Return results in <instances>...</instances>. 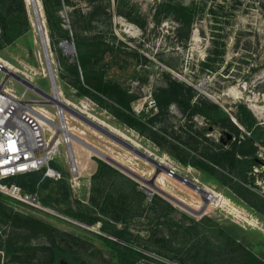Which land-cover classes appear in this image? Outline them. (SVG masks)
I'll return each mask as SVG.
<instances>
[{
    "label": "rangeland",
    "instance_id": "obj_1",
    "mask_svg": "<svg viewBox=\"0 0 264 264\" xmlns=\"http://www.w3.org/2000/svg\"><path fill=\"white\" fill-rule=\"evenodd\" d=\"M36 1L42 32L32 0H2L0 62H8L13 68L9 70L53 94L50 61L62 101L71 102L67 104L138 145L172 171L158 172L154 164L67 111L69 126L77 128L75 134L80 139L88 140L144 180L73 140L80 168V178L73 187L67 147L62 143L55 165L63 178H46L44 183L48 184L39 186L34 202L0 191L5 205L43 219L54 233L51 237L31 235L0 221V241L15 238L43 245L55 238L86 264H119L105 241L110 228L105 229L102 221L88 222L99 216L104 222L126 228L130 238L126 244L145 254L138 264H263L264 0H63L61 8H54L59 19L55 24L68 30L72 52L61 46L63 39L51 41L44 6L41 0ZM180 5L194 8L197 19L192 24L177 20ZM6 32L13 38L9 43L2 37ZM83 59L134 95L132 109L144 123L142 131L121 122L110 108L93 98L80 96L71 84L59 82L57 67L65 60ZM169 78L193 86V100L218 103L235 122L239 123L244 108L253 113L261 129H256L258 134L253 137L258 158L247 179L238 169L211 172L193 164L205 161L204 152L231 140L218 124L202 115L191 118L173 103L151 120L160 108L149 105ZM3 80L7 89L18 97L24 95L38 110L56 113L57 107L44 95L6 70L0 71V82ZM54 120L59 122L57 115ZM177 173L212 193L214 201L211 198L206 204L199 191L176 178ZM68 207L73 212L67 211ZM0 255V264L8 262L3 250ZM256 257L261 262L255 261ZM26 264L56 263L40 252Z\"/></svg>",
    "mask_w": 264,
    "mask_h": 264
},
{
    "label": "trees",
    "instance_id": "obj_2",
    "mask_svg": "<svg viewBox=\"0 0 264 264\" xmlns=\"http://www.w3.org/2000/svg\"><path fill=\"white\" fill-rule=\"evenodd\" d=\"M9 1V0H8ZM44 6L46 20L49 24L50 29V39L56 42L58 40H69L70 35L68 30H63L60 24H55V20L58 22V16L54 14V8L62 7L63 0H41ZM2 0H0V16H3V11L1 10ZM24 5V4H23ZM180 15L183 14L184 17H177L181 23L187 21L193 23L197 19L194 14V8L188 5L179 6ZM59 32L58 35L56 34ZM4 41L9 43L13 40L9 33H4L2 35ZM62 40V41H63ZM66 58L65 56H63ZM95 64H91L89 60H74L73 62L64 61V65L57 67V78L61 83H69L77 90V94L80 96L91 97L96 100L102 106L110 108L111 112L123 123L136 128L139 131L143 129V121L138 117L132 109V102L136 99L128 89H126L119 82L112 79L105 78L96 71ZM68 71L66 74L65 71ZM69 78H68V77ZM194 87L186 85L183 81H179L176 78H169L168 85L161 87L157 90L154 95V100L156 105L160 108L151 120L154 121L156 116L163 113L164 108L167 107L172 102H177L179 106L188 112L190 116L196 113L203 114L208 119L221 122L223 117L226 116L227 119L230 117L227 113L221 109V107L213 102L200 100L199 102L192 103L194 97ZM107 100L111 102L108 103ZM240 124H242L247 131L241 129L239 125H235L237 130L242 131L244 138L242 139L239 148L236 150H221V151H210L204 152L203 156L214 164L222 165L227 167L231 165L233 167L240 168L242 177L247 179V174L251 170V165L255 164L254 160L258 157V145L254 141L253 137L257 136V130L261 129L260 124L256 121L253 113L244 108L242 114L239 116ZM258 127V128H257ZM257 129V130H256ZM193 164L203 170L216 172L220 171L214 164L208 161L196 160ZM52 167H56L55 162L51 163ZM45 168L28 173L18 174L6 179L10 183H17L29 193H35L38 191L39 186H47L48 183H44L46 178L43 176ZM63 182V181H62ZM68 188L69 184H68ZM67 200V196L65 197ZM156 198L165 200L160 196ZM67 211L73 212L71 207L67 208ZM76 213V212H75ZM0 221H5L14 228L21 229L23 231L30 232L31 235H37L40 233L47 234L51 237L54 233V228L44 221L43 219L36 217L34 215H24L14 209L9 208L3 202L0 196ZM98 221L103 222V227L106 229L110 228V237H105V241L114 250L116 256L119 260V264H138V262L145 257L144 252L136 249L126 242L130 241L127 236V230L123 227H118L115 224H111L109 221H105L99 216H92L88 222L95 224ZM0 250H3L5 255L9 257L8 262L5 264L13 263H30L33 256L40 252L48 254L56 264H61L62 261L67 264H86V262L79 256L75 251L69 249L57 240L51 239L49 243L43 245H32L30 241L23 239L16 240L15 238H9L6 241H0ZM1 259V255H0ZM255 261L261 262L258 257ZM262 264V263H261ZM264 264V263H263Z\"/></svg>",
    "mask_w": 264,
    "mask_h": 264
},
{
    "label": "built area",
    "instance_id": "obj_3",
    "mask_svg": "<svg viewBox=\"0 0 264 264\" xmlns=\"http://www.w3.org/2000/svg\"><path fill=\"white\" fill-rule=\"evenodd\" d=\"M4 67L0 62V71ZM32 103L24 95H14L13 91L6 88L5 80L0 82V191L26 202H34L37 194L29 195L20 185L6 179L44 168L45 177L63 178V172L52 167L51 163L55 162L60 145L64 143L68 152L70 182L74 187L80 178V168L72 141L77 140L89 148L95 147L75 134L77 128L69 126L64 106L52 104L57 107L56 113L52 114L45 108L38 110ZM153 107L157 108L156 101L149 105V108ZM56 115L59 122L54 120Z\"/></svg>",
    "mask_w": 264,
    "mask_h": 264
},
{
    "label": "water",
    "instance_id": "obj_4",
    "mask_svg": "<svg viewBox=\"0 0 264 264\" xmlns=\"http://www.w3.org/2000/svg\"><path fill=\"white\" fill-rule=\"evenodd\" d=\"M33 2H34L35 10H36V15H38V23L41 25V31H42V24H41L42 21H41V18L39 16V10H38V7H37V1L33 0ZM42 37H44V34L42 35ZM68 44L72 45L68 40H65V41H63L61 43V46L66 48ZM48 68H49L50 73L52 74V77H53V80H54V83H55V87L57 88V85H56V82H55V78H54V75H53V69H52L50 61L48 62ZM4 70H6L9 75H11L15 79L19 80L20 82H22L23 84H25L29 88H32V89L38 91L39 93H41L42 95H44V97L49 100L48 101L49 104L57 103V104H60V105L64 106L65 109L69 113H71L75 118L79 119L82 123H84L86 125H89L94 130L102 133L103 135H106L107 137H109L113 141H115L118 144L126 147L128 150L132 151L137 156H139V157L147 160L148 162L154 164L156 166L158 172L159 171H165V172H171L172 171L167 165L163 164L162 161L158 160L156 157L152 156L147 151L139 148L137 145L132 143L130 140L125 139L124 137H122L119 134L115 133L114 131H112L108 127H105L101 123L95 121L94 119H92L88 115L82 113L81 111L77 110L76 108L66 104L65 102L62 101L61 98L45 92L44 90H42L39 87H37L34 83L29 81L25 77L21 76L20 74L14 72V71L9 70L7 67H4ZM91 149L96 151L101 156L105 157L106 159H108L109 161H111L112 163L117 165L118 167H120V168L124 169L125 171L129 172L130 174L142 179L140 176H138V174H136L130 168L124 166L122 163H120L119 161L115 160L114 158L104 154L103 152H101L100 150L96 149L95 147H92ZM176 178L179 179L180 181H183V182L187 183V185H189L190 187H192V188L196 189L197 191H199L201 193V196H202V198H203V200L205 201L206 204L209 203V201L213 197V194L210 193L208 190H206L205 188L201 187L200 185H198L194 181L189 180L186 177L180 175L179 173L176 174ZM142 180H144V179H142ZM167 196L170 197V199L176 201L177 203L182 204V201H180L178 198H176V197H174V196H172L170 194H167ZM182 205H184V203Z\"/></svg>",
    "mask_w": 264,
    "mask_h": 264
},
{
    "label": "flooded vegetation",
    "instance_id": "obj_5",
    "mask_svg": "<svg viewBox=\"0 0 264 264\" xmlns=\"http://www.w3.org/2000/svg\"><path fill=\"white\" fill-rule=\"evenodd\" d=\"M202 100V99H201ZM200 100H198V99H196V100H193L192 99V103H194V102H199ZM203 101H208V102H211V101H209V100H203ZM173 104H176V105H178L179 106V104L177 103V102H172ZM216 104H218V103H216ZM219 105V104H218ZM220 107H221V105H219ZM181 108V107H180ZM157 109H158V107H157ZM221 109L222 110H224L222 107H221ZM184 111V110H183ZM225 111V110H224ZM226 112V111H225ZM227 113V112H226ZM198 115H202V116H204L203 114H200V113H196V114H194L193 116H190L189 115V113H188V116L189 117H191V118H195V117H197ZM227 115H228V113H227ZM229 116V115H228ZM206 119H208L206 116H204ZM230 117V116H229ZM210 121H212L213 123H216V124H218L221 128H223V129H225L230 135H231V140L229 141V143L227 144V145H223V146H221V147H215V148H213L212 150H210L211 152L212 151H221V150H231V151H233V150H236V149H238L239 148V144H241V142H242V139L244 138V135H243V133H242V131H238L237 130V128H236V126L235 125H239V127L242 129V127H241V124H240V121H239V117H238V121H239V123L238 122H235L233 119H231V117H230V119H227V117L226 116H224L223 117V119H222V121L221 122H217V121H214V120H211V119H209ZM209 151V152H210ZM258 157H256L255 158V160L254 161H256V159H257ZM206 161H208L209 163H211V164H214V163H212L211 161H209L208 159H205ZM214 166L217 168V169H220V170H223V171H230V169L231 170H239L240 168H237L236 166L235 167H233V166H231V165H228L227 167H224V166H222V165H217V164H214ZM254 168V165H251V170L249 171V173L252 171V169ZM231 173V172H230ZM247 178H248V176H247Z\"/></svg>",
    "mask_w": 264,
    "mask_h": 264
},
{
    "label": "bare ground",
    "instance_id": "obj_6",
    "mask_svg": "<svg viewBox=\"0 0 264 264\" xmlns=\"http://www.w3.org/2000/svg\"><path fill=\"white\" fill-rule=\"evenodd\" d=\"M33 1V0H32ZM32 5H33V9H34V14H35V16H36V21H37V23H38V15H36V10H35V7H34V2L32 3ZM37 7H38V4H37ZM38 10H39V8H38ZM39 16H40V13H39ZM41 18V17H40ZM40 26V25H39ZM42 32V31H41ZM43 35V34H42ZM43 38V37H42ZM45 44V43H44ZM73 47H72V45H70V44H68L67 45V47H66V49H67V51H70V52H72L73 51V49H72ZM45 49V48H44ZM0 61H1V58H0ZM3 64L7 67V68H9V69H13L12 68V66H10L9 65V63L8 62H3ZM12 71V70H11ZM54 91H53V94L52 95H55V96H57V97H59V98H61L62 99V96H61V94H60V91H59V89L58 88H56L55 87V85H54ZM63 100V99H62ZM64 102V101H63ZM71 104V102H66V104ZM114 129V128H113ZM116 133V132H115ZM119 134V133H118ZM121 136V135H120ZM138 146V145H137ZM214 196V195H213ZM212 200L214 201V198L212 197Z\"/></svg>",
    "mask_w": 264,
    "mask_h": 264
}]
</instances>
